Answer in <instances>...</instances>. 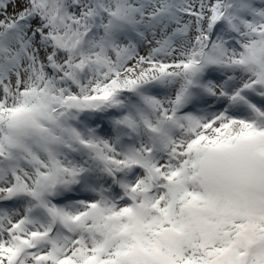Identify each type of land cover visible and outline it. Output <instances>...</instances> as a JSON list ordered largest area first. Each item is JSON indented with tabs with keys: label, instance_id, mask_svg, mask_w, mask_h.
Masks as SVG:
<instances>
[{
	"label": "snow or ice",
	"instance_id": "1",
	"mask_svg": "<svg viewBox=\"0 0 264 264\" xmlns=\"http://www.w3.org/2000/svg\"><path fill=\"white\" fill-rule=\"evenodd\" d=\"M0 264H264V0H0Z\"/></svg>",
	"mask_w": 264,
	"mask_h": 264
}]
</instances>
